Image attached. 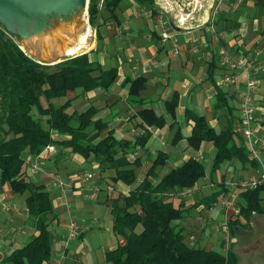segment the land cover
I'll use <instances>...</instances> for the list:
<instances>
[{"label": "crops", "instance_id": "crops-1", "mask_svg": "<svg viewBox=\"0 0 264 264\" xmlns=\"http://www.w3.org/2000/svg\"><path fill=\"white\" fill-rule=\"evenodd\" d=\"M196 1L197 5L194 3ZM224 2L225 5L215 18V29L222 34L220 42L214 39L206 23L211 14L209 8L213 6L214 0H202L201 4L199 0H156L155 15L148 8L138 6L135 0H126L128 6L130 5L128 10L132 9V12L129 13L122 6L119 11H115V18L107 12L109 16L103 34H99V38L94 37L80 52L75 53H89V58L102 69L115 68L117 76L107 90L97 88L88 92L80 89L73 91L69 97L73 110L81 113L89 107L95 108V120L106 123L107 130H113L118 139L134 140L131 131L139 123L138 111L144 108H150L157 116H162L165 125L162 128L151 127V136L146 145L137 148L132 154L133 159H140V167L135 168L136 182L132 186L102 178L92 158L85 160L55 146L53 153L40 159V170L30 171V177L36 185H43L49 191L58 218L50 228L53 237L51 258L44 264H111L105 260V254L123 242L112 231V201L126 196L147 176L157 154H165L166 159H162V164L154 168V176L151 178L153 182L190 157L202 162L206 155H211L213 160L215 150L211 143H202L195 151L189 148L187 138L192 126L186 123L184 118L185 110L191 109L203 116L210 127L216 130L222 128L224 113L215 110L218 86L226 92L238 120L244 89L241 86L228 87L222 84L223 70L216 56L219 46L225 45L233 52L264 65V37H261L263 35L260 20L252 12L253 1L242 5L237 11L230 9L226 0ZM162 6L169 7L172 11L163 12ZM181 11L192 13L187 28L177 27L170 19L171 15L173 17L174 13ZM160 20L166 22L174 41L179 45L180 51L175 58L172 57L171 40L161 41ZM172 22L174 28L171 26ZM209 50L214 52L213 58L204 56ZM137 77L145 78V86L137 96H132L129 94L130 83L127 80ZM174 95L178 96V105L172 116L167 105ZM253 98L254 114L258 121L251 142L252 148H247L257 165H242L235 160L225 162L215 173L211 174L210 170L207 186L210 191L205 192L207 187L204 192L201 191L197 184L196 190L185 196L175 192L169 193L170 197L174 196L172 200L175 205L179 204V198L186 200L192 194L194 198L199 199L191 206V209L195 208L198 213L191 218L192 244L203 241L206 250L214 248V244L210 242L208 225L213 221L218 222L215 228L225 233L224 227L228 228V221L233 214L221 209L217 203L208 208L203 200L219 190L221 183L228 187L231 181L256 179L264 172V146L261 143L264 140V72L257 74V88ZM237 120L234 121L235 127ZM175 136L176 140H173ZM52 138L63 140L66 137L53 133ZM81 171L90 173L92 177L80 181L78 175ZM56 174L63 178L62 181L72 184L64 194L54 181ZM111 176V170L104 174V177ZM210 181L213 183L210 184ZM15 195L19 194L13 193L7 184L0 188V264H5L3 260L7 256L23 247L35 235L25 200L23 205L17 207L13 204L17 201ZM215 206L220 207L219 213H215ZM186 209L187 207H184V210ZM65 215H68V220ZM74 220L79 222V235L69 239L68 229ZM236 227L239 232V227ZM202 237L206 238V241ZM222 240L224 241V236ZM231 242L234 243L232 237ZM222 247L226 248V245Z\"/></svg>", "mask_w": 264, "mask_h": 264}, {"label": "trees", "instance_id": "trees-1", "mask_svg": "<svg viewBox=\"0 0 264 264\" xmlns=\"http://www.w3.org/2000/svg\"><path fill=\"white\" fill-rule=\"evenodd\" d=\"M122 1L103 0L101 8L115 18V11ZM155 1L135 0V3L155 15ZM98 4L99 0H89L92 28L99 11ZM257 5L264 10V0ZM261 33L264 35V25ZM116 76L115 68L102 69L89 58V53L68 56L54 64L39 62L28 56L0 26V188L7 184L13 193L26 195L25 206L35 230L34 237L7 256L3 263L44 264L49 262L52 254L50 228L58 218L49 191L31 180L30 168L25 161L27 156H38L47 146H55L85 160L92 158L102 178L113 183L132 186L136 182L135 168L140 167V159H133L132 154L146 145L151 127L165 125L162 116H157L150 108L138 111L139 123L132 131L144 130V133L135 136L131 131L134 140L118 139L113 130H107L106 123L95 120V108L89 107L81 113L68 112L69 98L57 107L51 102L77 89L83 92L97 88L107 90ZM127 82L132 96H137L145 86L143 77ZM216 88L215 110L224 113V126L216 130L203 116L191 109L185 110V122L192 126L187 138L189 148L195 151L202 143L212 144L215 155L211 174L221 164L233 160L242 165H257L245 140L235 132V108L226 92ZM43 98L48 104H42ZM177 105L178 96L174 95L167 105L172 116ZM53 133L66 138L55 140ZM162 159H166L165 154H157L147 176L126 196L112 201V231L123 242L106 253L105 260L111 264H239V258L231 248L222 254L185 243L183 228L174 225L184 218V207L182 202L175 205L169 193L194 189L205 177V168L200 160L190 157L153 182V170L162 164ZM109 170L112 176L104 177ZM227 191L228 187L221 183L219 190L203 200L205 206L213 207L219 196ZM263 202L264 184L241 191L238 217L228 221L229 229H234L239 217L249 222L254 215H263Z\"/></svg>", "mask_w": 264, "mask_h": 264}, {"label": "rangeland", "instance_id": "rangeland-1", "mask_svg": "<svg viewBox=\"0 0 264 264\" xmlns=\"http://www.w3.org/2000/svg\"><path fill=\"white\" fill-rule=\"evenodd\" d=\"M103 0H99L98 4V14L96 19L94 20V28L90 26L89 22V15H88V7L89 3L86 9V16L82 18H75L71 20L70 22H63L60 21L59 25L57 28L49 33L45 34L39 37H32L29 40L22 41L19 43L20 48L30 57L34 58L35 60L42 62V63H48V64H54L57 61H60L61 59L65 58L67 55H57L59 51H62L65 46H72L78 44V39L80 36H83L84 33L86 32V29L89 28L90 30V35L87 39V42H90L94 39V37H97V34H103L105 22L108 21V14L101 8ZM204 1V0H203ZM225 0H214L213 6H210V11L211 13L213 11H220L221 7L225 5ZM254 4V8L252 9L253 14L257 16V18L260 20V29L262 30V27L264 25V10L259 8L257 5L258 2L262 0H252ZM251 0H226L228 3V7L234 11H237L241 8L242 5H246L248 2H252ZM198 4V2H194ZM202 3V0H199V4ZM120 6L125 9H129L130 5L128 6V3H126V0H123L116 11H119ZM190 9V8H189ZM129 13L132 12V9L128 10ZM211 15V14H210ZM170 19L173 20V17L171 15ZM174 21V20H173ZM173 25V22H172ZM71 27L75 28V37L71 36ZM261 37H264L261 36ZM260 38V36H259ZM258 39V38H257ZM68 44V45H67ZM58 51V52H57ZM80 52V51H77ZM76 52V53H77ZM55 53V54H54ZM41 55V56H40ZM45 55L46 57L49 55V57H54L52 60H47L43 56ZM56 55V56H55ZM69 56V55H68ZM43 57V58H42ZM73 92H69L66 97L63 98H58V99H53L51 102L57 107L63 104L72 94ZM43 105L48 104V102L43 98L41 100ZM72 105L70 106L68 112L72 111ZM42 160V159H41ZM40 160V161H41ZM204 168H205V177L201 179L197 184L198 187L200 188L201 191L204 192L205 187L208 186V181L210 180V170H211V163H212V156L211 155H206L205 159L202 161ZM43 164V163H41ZM40 166V164H39ZM85 171H81L80 173H84ZM88 173V172H87ZM30 175V171H29ZM31 176V175H30ZM56 176L59 178V176L56 174ZM53 177V175L50 176V179ZM61 178V177H60ZM59 178V179H60ZM63 178H61L62 180ZM52 180V179H51ZM212 181H210L211 184ZM213 183V182H212ZM210 191V188H206L205 192ZM17 198V201H15L13 204L16 205L17 207H20L23 205V201L25 200L26 195H15ZM180 196H177L179 198ZM191 197V198H190ZM188 197L186 200H183L179 198L177 202H182L183 207H187L186 210H184V218L179 221L175 222L174 225H176L177 228H183L184 234L186 235V244L191 247H196V248H204L205 244L203 241H200L199 244L193 245L192 244V235H191V224H192V219L194 218L193 216H197V210L193 208L191 209V206L194 205L193 203L199 201V199L194 198L193 194ZM174 199V196L171 197ZM196 204V203H195ZM264 206V202H263ZM215 213H219V208L215 206ZM237 210L239 209V204H237ZM238 217V214H233L231 216L230 220H235V218ZM66 220H68V215H65ZM218 220V218H216ZM238 226L239 232L237 231V227L234 228V230H230L229 226L227 228V234L229 237V240L226 242L225 237L226 234L223 233L222 230L216 229V223L218 222H212L209 224V234H210V242L214 244L213 251H217L219 253H226L227 249H229L232 245L231 243V237L234 238V243H233V248L232 250L237 254L239 258V264H264V214L263 215H254L252 220L247 222L244 218L239 217L238 219ZM76 224L79 222H76ZM90 222H87L89 224ZM250 223V224H249ZM79 225V224H78ZM251 225V227H249ZM236 229V231H235ZM224 236V241L222 240ZM203 239L206 238L202 237ZM209 238V237H208ZM208 240V239H207ZM222 240V242H221ZM263 241V242H262ZM226 245V248H223L222 246ZM225 247V246H224ZM226 249V250H225Z\"/></svg>", "mask_w": 264, "mask_h": 264}, {"label": "built area", "instance_id": "built-area-1", "mask_svg": "<svg viewBox=\"0 0 264 264\" xmlns=\"http://www.w3.org/2000/svg\"><path fill=\"white\" fill-rule=\"evenodd\" d=\"M197 5V4H196ZM162 11H172L169 10V7L162 6ZM216 10L213 11L209 17V19L206 21L208 23V28L211 34L213 35L214 39L217 42H220L222 40V34L219 33L215 29V18L217 16ZM192 13L191 11L188 12H179L173 14V20L176 23L177 27L181 28H187L189 20L192 19ZM160 26H161V33L160 38L162 42H166L168 40H171V52L172 57L175 58L179 51V45L174 41V36L170 33V28L166 24V22H163V20H160ZM76 52L69 56H74ZM258 55V52L256 53ZM204 56L206 58H213L214 52L213 51H207ZM216 56L218 58L219 66L223 70V75L221 82L225 86H241L244 90L241 96V102L238 112V120L235 127V132L239 134L244 140L247 146L251 149L252 145V139L255 136V130H256V124H257V118L254 114V92L257 88V74L259 72H264V65L259 64L254 59H248L245 56L233 52L230 48H228L225 45H220ZM150 130V128H148ZM132 133L135 136L142 135L144 133V130L141 132L132 131ZM262 145L264 146V140H262ZM54 147L53 146H47L38 156L32 157L27 156L25 161L26 164L29 166L30 171L36 172L39 169V162L40 159L43 158L45 155H50L53 153ZM92 176L90 173L84 172L80 173L78 175V179L80 181L88 180ZM54 181L56 182L59 190L62 194L65 193L68 188L71 187V183H67L59 179L57 176H54ZM264 184V172L256 179H251L248 181H231L228 183V191L221 196H219L217 200V205L221 207V209L225 211H230L232 214H238L239 209L237 210V204L239 199V193L243 190L252 189L257 186H260ZM196 190V187L194 189L186 190L185 192L179 193L180 196H185L188 194H191L192 191ZM225 233L227 232V227H224ZM79 235V227L75 222H71L69 229H68V238L73 239L78 237ZM229 240L228 234L226 233L225 241L227 242Z\"/></svg>", "mask_w": 264, "mask_h": 264}, {"label": "water", "instance_id": "water-1", "mask_svg": "<svg viewBox=\"0 0 264 264\" xmlns=\"http://www.w3.org/2000/svg\"><path fill=\"white\" fill-rule=\"evenodd\" d=\"M88 3L89 0H0V26L19 44L53 32L60 21L85 17Z\"/></svg>", "mask_w": 264, "mask_h": 264}, {"label": "bare ground", "instance_id": "bare-ground-1", "mask_svg": "<svg viewBox=\"0 0 264 264\" xmlns=\"http://www.w3.org/2000/svg\"><path fill=\"white\" fill-rule=\"evenodd\" d=\"M82 19H83V17H82ZM71 28L72 29H71L70 35L73 36V37H75V33H76L75 32V28L74 27H71ZM89 35H90V30H89V28H87L86 29V32L84 33V35L79 37L78 44L72 45V46H70V45L69 46H65V48L62 49V51H59V52L57 51L58 52L57 55H64V56L65 55H71L74 52L80 51L81 48H83L84 46L87 45V39H88ZM43 57H45V59H47V60H52L54 58L53 56L52 57H49V55L47 57L44 55Z\"/></svg>", "mask_w": 264, "mask_h": 264}]
</instances>
